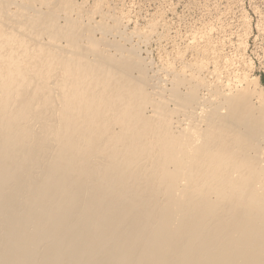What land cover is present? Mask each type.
I'll list each match as a JSON object with an SVG mask.
<instances>
[{
    "label": "bare ground",
    "instance_id": "1",
    "mask_svg": "<svg viewBox=\"0 0 264 264\" xmlns=\"http://www.w3.org/2000/svg\"><path fill=\"white\" fill-rule=\"evenodd\" d=\"M76 2L0 0V264H264L259 79L167 86Z\"/></svg>",
    "mask_w": 264,
    "mask_h": 264
},
{
    "label": "rangeland",
    "instance_id": "2",
    "mask_svg": "<svg viewBox=\"0 0 264 264\" xmlns=\"http://www.w3.org/2000/svg\"><path fill=\"white\" fill-rule=\"evenodd\" d=\"M74 1L84 5L85 19V15H91L95 10V4L99 7L96 9L98 13L96 10L95 15L92 13L96 20L102 15L109 17L111 13H124L127 17L121 29L130 35L131 40H120L121 36L117 39L139 46L141 55L150 62L149 74H156L160 83L170 86L172 74H169V66L179 69L204 59L208 64L203 77L211 87L217 77L225 82L234 81L237 73L243 71L256 76L264 86V0ZM15 8L12 4L11 9ZM108 20L112 23L111 19ZM150 26H154V31L146 32ZM99 32L97 29V36L101 35ZM200 91L209 99L214 97L208 87Z\"/></svg>",
    "mask_w": 264,
    "mask_h": 264
}]
</instances>
